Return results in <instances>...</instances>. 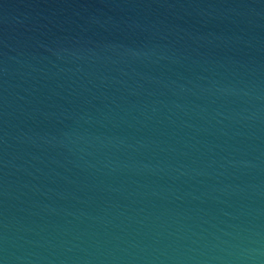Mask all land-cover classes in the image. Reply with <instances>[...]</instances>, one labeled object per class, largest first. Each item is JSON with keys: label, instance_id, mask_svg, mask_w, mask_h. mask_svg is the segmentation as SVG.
<instances>
[{"label": "water", "instance_id": "95a60500", "mask_svg": "<svg viewBox=\"0 0 264 264\" xmlns=\"http://www.w3.org/2000/svg\"><path fill=\"white\" fill-rule=\"evenodd\" d=\"M0 264H264V0H0Z\"/></svg>", "mask_w": 264, "mask_h": 264}]
</instances>
